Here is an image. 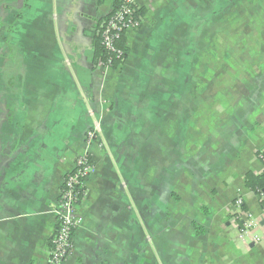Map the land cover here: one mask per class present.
Segmentation results:
<instances>
[{
    "label": "crops",
    "instance_id": "1",
    "mask_svg": "<svg viewBox=\"0 0 264 264\" xmlns=\"http://www.w3.org/2000/svg\"><path fill=\"white\" fill-rule=\"evenodd\" d=\"M115 1L0 0V264H47L96 122L63 264H264V201L244 185L264 174V0H140L125 62L103 70Z\"/></svg>",
    "mask_w": 264,
    "mask_h": 264
},
{
    "label": "built area",
    "instance_id": "2",
    "mask_svg": "<svg viewBox=\"0 0 264 264\" xmlns=\"http://www.w3.org/2000/svg\"><path fill=\"white\" fill-rule=\"evenodd\" d=\"M139 1L119 0L102 26L100 44L106 52L107 59L104 63H97L101 69H111V64L114 61L124 58V52L117 47V42L122 36L126 37L141 28L142 16L138 6ZM99 130L100 125L96 122L91 129L86 131L84 135L86 149L76 157L72 171L63 177L59 197L53 209L54 230L50 239L51 250L47 264H63L72 252L73 233L81 223V218L75 212L86 195V184L94 171L90 149ZM259 157L264 170V154H260ZM261 198L264 201V192L261 193ZM233 206L236 216L242 219L238 237L243 239L249 231L256 227V223L252 216L243 209V201L240 197L234 200ZM260 240V238L254 237L251 242L256 243Z\"/></svg>",
    "mask_w": 264,
    "mask_h": 264
},
{
    "label": "trees",
    "instance_id": "3",
    "mask_svg": "<svg viewBox=\"0 0 264 264\" xmlns=\"http://www.w3.org/2000/svg\"><path fill=\"white\" fill-rule=\"evenodd\" d=\"M118 1L119 0H116L114 2L113 9L118 4ZM111 13L107 17L102 19L100 21V23H99L98 34L95 37V42H94L95 43L94 44V63L95 64H97L98 62H103L104 63L106 61V59H107L106 52L104 51L103 47L100 44V41H101L100 32L102 30V26L104 25L105 21L109 18ZM140 14H141V11H140ZM141 16H142V14H141ZM125 41H126V37L122 36V38L117 42V47L120 48L124 52V58L122 60L114 61L111 64V69H116V68H118L120 65H122L125 62V60L127 58V55H128V48L125 45L126 44ZM244 185H245L246 188L254 191L256 194H261L264 191V174L261 175V176H257L256 177V176L248 173L245 176Z\"/></svg>",
    "mask_w": 264,
    "mask_h": 264
},
{
    "label": "flooded vegetation",
    "instance_id": "4",
    "mask_svg": "<svg viewBox=\"0 0 264 264\" xmlns=\"http://www.w3.org/2000/svg\"><path fill=\"white\" fill-rule=\"evenodd\" d=\"M98 66V65H97ZM84 140H85V138H84Z\"/></svg>",
    "mask_w": 264,
    "mask_h": 264
}]
</instances>
